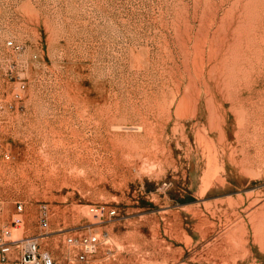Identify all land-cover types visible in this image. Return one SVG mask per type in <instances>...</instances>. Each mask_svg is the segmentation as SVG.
I'll return each mask as SVG.
<instances>
[{
  "label": "rangeland",
  "instance_id": "374dc122",
  "mask_svg": "<svg viewBox=\"0 0 264 264\" xmlns=\"http://www.w3.org/2000/svg\"><path fill=\"white\" fill-rule=\"evenodd\" d=\"M0 152L54 264H264V0H0Z\"/></svg>",
  "mask_w": 264,
  "mask_h": 264
},
{
  "label": "built area",
  "instance_id": "2783aa9c",
  "mask_svg": "<svg viewBox=\"0 0 264 264\" xmlns=\"http://www.w3.org/2000/svg\"><path fill=\"white\" fill-rule=\"evenodd\" d=\"M5 45L14 51L20 50L21 46L12 40L6 41ZM8 158V154L0 152V159ZM22 210V205H17V211ZM89 213L96 219L114 216L116 211L113 207L106 205H90ZM15 224L20 222V218L15 216L13 219ZM67 242L71 245H77L81 251L77 255V260L85 261L87 254L94 251L98 242L95 234L85 235L79 238L69 237ZM15 253L14 259L9 261L8 256ZM8 261L9 264H54L52 257L46 252H40L38 244L34 237L13 238L10 229L0 228V261Z\"/></svg>",
  "mask_w": 264,
  "mask_h": 264
},
{
  "label": "bare ground",
  "instance_id": "6f19581e",
  "mask_svg": "<svg viewBox=\"0 0 264 264\" xmlns=\"http://www.w3.org/2000/svg\"><path fill=\"white\" fill-rule=\"evenodd\" d=\"M212 22V21H211ZM220 22H222V21H220ZM220 25V24H219ZM219 27V26H218ZM221 29V28H220ZM214 32H215V30H214ZM214 34V33H213ZM212 38H213V36H212ZM201 40V39H200ZM216 40V39H215ZM199 41V40H198ZM212 41V40H211ZM220 41V40H219ZM220 43H221V41H220ZM199 46V45H198ZM217 47H218V45H217ZM209 49V48H208ZM200 50V49H199ZM199 50H197V52L199 53ZM203 51V50H202ZM202 51H200L201 53H202ZM212 51L213 52H216V49L214 48V50L212 49ZM203 54V53H202ZM199 56H201V55H199ZM203 57V56H202ZM201 57V58H202ZM215 57V56H214ZM196 58V57H195ZM204 58V57H203ZM202 58V59H203ZM216 59V58H215ZM207 60H209L208 58H207ZM197 61V60H196ZM211 61V60H210ZM194 63H195V61H194ZM197 63V62H196ZM202 63H203V61H202ZM210 63V62H209ZM200 65H202V64H200ZM214 66V65H213ZM192 67V66H191ZM196 67H198V66H196ZM199 68V67H198ZM197 68V69H198ZM200 69V68H199ZM199 69H198V71H199ZM210 69V68H209ZM212 69H214V68H212ZM195 70V69H194ZM211 70V69H210ZM211 72V71H210ZM195 73H196V71H195ZM196 74H199L198 72L196 73ZM195 74V75H196ZM192 79H193V77H192ZM197 79H198V77H197ZM234 80V79H233ZM194 81V80H193ZM231 82V81H230ZM196 84V83H195ZM191 85V84H190ZM205 86H206V84H204ZM217 85V84H216ZM228 85H230V84H228ZM233 85V84H232ZM232 85H231V87H232ZM217 87V86H216ZM230 87V88H231ZM233 87H235L234 85H233ZM232 87V88H233ZM205 88V87H204ZM216 89V88H215ZM188 90V89H187ZM237 89H233L232 91H229V89H223L222 87L221 88H218V91L219 92H221L222 93V98H220L221 100V102H219L218 104L215 102V100L213 99V96L212 95H210L207 91L205 92V101H204V103H203V105H204V108H206V109H208V111L211 109V107H214L215 109H218V110H220V108L223 106V102L224 101H229L230 102V106H231V108H229V110L231 111V110H236V108L238 107V105H239V103H240V101H237V102H235L234 101V95L233 94H236V91ZM178 92H179V90H178ZM200 92V91H199ZM231 92V93H230ZM195 93H197V91L195 92ZM192 95H193V93H192ZM191 95V96H192ZM197 95V94H196ZM184 96V95H183ZM183 96H182V99H184V101L186 100V97L185 98H183ZM190 96V95H189ZM188 96V97H189ZM190 96V97H191ZM188 97H187V99H188ZM189 97V98H190ZM199 97V94H198V96H196L194 99H193V97H191L190 99L191 100H193V101H195V103L196 104H198V98ZM189 99V102L190 103H192L193 101H191ZM179 100H181V99H179ZM183 102V101H182ZM188 102V103H189ZM194 103V104H195ZM178 104H180L179 102H178ZM184 104H185V102H184ZM187 104V103H186ZM195 104V105H196ZM183 105V104H182ZM188 105V104H187ZM181 106V105H180ZM194 107V106H193ZM180 107H178V109H179ZM185 108V107H184ZM196 109V108H195ZM184 111V110H183ZM181 112V111H180ZM194 114V113H193ZM240 114H241V112H240ZM242 115V114H241ZM194 116H195V114H194ZM219 116L221 117V115L219 114ZM167 120V119H166ZM209 147V146H208ZM208 147H207V150H208ZM209 152V151H208ZM213 151H211V153H212ZM14 218V217H13Z\"/></svg>",
  "mask_w": 264,
  "mask_h": 264
}]
</instances>
